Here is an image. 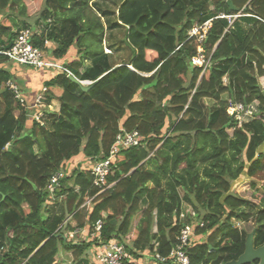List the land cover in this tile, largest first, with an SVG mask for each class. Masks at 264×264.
<instances>
[{
  "label": "trees",
  "instance_id": "obj_1",
  "mask_svg": "<svg viewBox=\"0 0 264 264\" xmlns=\"http://www.w3.org/2000/svg\"><path fill=\"white\" fill-rule=\"evenodd\" d=\"M102 3L0 0V51L23 29L35 31L39 17L46 26L35 46L54 42L53 56L63 59L76 44L67 68L91 82L86 92L66 73L50 80L64 89L60 113L47 111L40 125L7 88L14 74L0 55V264H89L87 252L112 240L139 258H167L192 222L182 218L184 205L204 224L197 235L208 237L191 249L192 264L237 260L256 228L255 247L263 245L264 0H122L116 11ZM210 21L203 41V31L191 37ZM63 22L74 26L69 42ZM116 30L131 49L117 67L109 58L120 48ZM199 54L208 66L193 64ZM230 102L245 105L247 122L230 114ZM121 126L143 143L119 152L107 178L113 186L100 193L83 167L110 156ZM61 170L70 176L53 204L50 181ZM99 221L100 240L69 241L79 229L94 234Z\"/></svg>",
  "mask_w": 264,
  "mask_h": 264
},
{
  "label": "built area",
  "instance_id": "obj_2",
  "mask_svg": "<svg viewBox=\"0 0 264 264\" xmlns=\"http://www.w3.org/2000/svg\"><path fill=\"white\" fill-rule=\"evenodd\" d=\"M238 17V16H235ZM232 21V16L227 17ZM211 28V21L206 23L203 27H197L191 32V37H196L200 34L201 31L204 32V35L200 36L201 41L204 40L207 30ZM38 36L36 31L31 29H23L16 37L12 46L9 49H4L0 51V55L5 56L10 62L25 65L31 67L35 70L43 69H53L66 73L68 76L73 75V73L67 68L57 64L54 61L48 60L46 58L45 52L35 46V37ZM47 44V42H46ZM192 62L195 66H208L209 62H206V59L203 55L192 59ZM131 69L132 67L129 66ZM90 84L91 82H86ZM7 88H9L15 95V98L21 103L25 108L29 119L33 122H36L40 125H45L48 120L47 109L48 111H53L45 102L47 99V94L49 92L48 87H43L40 92L37 94L34 104L32 105L28 102L27 97L22 93L19 85L10 80L7 82ZM229 112L235 118L242 116L246 113V107L240 103L230 102ZM237 120H239L237 118ZM143 143V138L138 132L128 133L122 126L119 135L116 138L115 144L113 145L110 156L106 159H102L97 162L88 161L85 164V167L91 171L92 176H94V185L100 188V193L110 189L113 185L107 183V178L111 173L112 165L115 163L116 156L121 150H128L134 147H140ZM72 171V170H71ZM69 174H66L64 170H61L55 173L50 181V192L52 198L55 197L54 192L57 188L61 186L62 180L65 179ZM70 176V175H69ZM187 206V207H186ZM182 218H190L192 222L183 226L180 230V233L177 236L176 243L174 244L170 255L167 258L162 257L159 254H154L155 261L148 262V264H192L191 262V249L196 246L198 243H194L193 237L197 236V228H202L204 226L203 222H198V214L192 208V206L185 205ZM103 223L99 221L96 225L95 233L90 235L89 239L92 241L93 238H98L100 240V232L102 229ZM85 229H79L69 234V241L72 243L88 242L85 233ZM94 252L92 254L93 258H90L92 262L96 264H142L131 261V255L126 250L125 246L118 240H112L108 243L96 244L93 247ZM145 264V263H143Z\"/></svg>",
  "mask_w": 264,
  "mask_h": 264
},
{
  "label": "crops",
  "instance_id": "obj_3",
  "mask_svg": "<svg viewBox=\"0 0 264 264\" xmlns=\"http://www.w3.org/2000/svg\"><path fill=\"white\" fill-rule=\"evenodd\" d=\"M31 21L35 25V31L36 33H38V36H39V34H41V31L45 28L46 25L39 21V17L31 19ZM59 27L62 30L63 36L65 34L66 42H69L70 41L69 39L71 38L69 37V35L72 36L75 34L74 26L72 24L63 22L59 25ZM109 43H111L110 40H109ZM56 48H57V44L54 42L48 41L47 44L46 43L44 44L42 50L45 52L46 58L48 60L54 61L57 64L67 68L69 64H71L73 61L78 59V49H77L76 44L73 43V45L69 49L68 54L63 59H56L53 56V52ZM112 51L114 53L115 49L113 48ZM109 52L111 51L109 50ZM111 57H114V55H112ZM115 58L116 57H114L113 61L111 60V62H113L115 67H117L119 62H117ZM4 67L6 68L8 67L12 71V73L14 74L13 80L19 85L22 93L27 97L28 102H30L32 105L34 104L36 96L40 92V90L45 86L48 87L49 92L47 94V99H46L47 103L51 105V108L53 109L54 113H60L61 104L59 102V98L64 92V89H61L58 83L57 85L50 86V87L47 86V84L50 80H52L55 77H57L56 79H58L60 77L59 75H61V73H64V72L53 70V69L35 70L25 65H18L15 63L12 64V62L5 64ZM81 159L82 158L79 157L76 160V162H80ZM73 166L74 165H72V169H74ZM62 198L63 197H59L58 204H55L54 211L56 213H61L62 207H60V203L63 202ZM53 201H55V199H52L51 202ZM56 207L58 208L56 209ZM85 230H86L85 231L86 235H88L87 240L88 242H91V240L89 239V230L88 229H85ZM94 248H96V246L92 247L91 250L87 252L86 254V261H89V264H96L95 261L92 262V260H94V258L92 257V254L95 251ZM90 258H93V259L90 260Z\"/></svg>",
  "mask_w": 264,
  "mask_h": 264
},
{
  "label": "rangeland",
  "instance_id": "obj_4",
  "mask_svg": "<svg viewBox=\"0 0 264 264\" xmlns=\"http://www.w3.org/2000/svg\"><path fill=\"white\" fill-rule=\"evenodd\" d=\"M93 1V0H92ZM103 1V5L104 6H107V7H109V9L111 10V11H116V8L120 5V3H121V1L122 0H102ZM32 22V21H31ZM21 24V23H20ZM31 28L32 29H34L35 30V25L32 23V26H31ZM115 33H116V38L114 39V42L116 43V45H118L120 48L115 52L114 51V53H112V55H114V57H116L115 59H116V61L117 62H119V63H121V62H125V61H127L128 59H129V57H130V55H131V49H130V47L126 44V43H124V42H121V39L123 38V31H120V30H116L115 31ZM105 40H106V38L104 39V41H103V47H104V52H106L107 54H109V55H111V52H109V39H107L106 40V42H105ZM121 42V43H120ZM95 48H97V44H95ZM109 49V50H108ZM114 57H109L110 58V61L112 60L113 61V58ZM86 86H87V84H85ZM61 89H63L62 87H60ZM239 120H238V123H245V122H247V120H246V116H245V113L242 115V116H240V114L238 115V117H237ZM237 118H236V120H237ZM254 182H256L255 180H254ZM258 183V182H257ZM261 181L259 182V185H261ZM64 198H62V200H63ZM61 200V199H60ZM55 202H57V201H55ZM53 204H54V202H53ZM52 204V205H53ZM185 206V205H184ZM51 207V206H50ZM187 207V206H186ZM55 208V207H54ZM58 207H56V209H57ZM192 208H194L193 206H192ZM245 211L246 212H249V211H251L250 209H245ZM196 213H197V211H196ZM235 225L238 227V228H242V229H247V230H250V228H252L253 227V224L251 223V224H244V223H241V222H235ZM207 236L206 237H204V238H201V237H197V236H194L193 237V241H194V243H202V242H206L207 241ZM134 252V251H133ZM130 253V255H131V258H132V260L131 261H135L136 263H145V264H148V262H153V261H155V257H154V254H151V253H149L148 251H143V252H140L139 254L141 255V258H139V257H136L135 255H133V253H131V252H129ZM134 254H136V253H134Z\"/></svg>",
  "mask_w": 264,
  "mask_h": 264
},
{
  "label": "water",
  "instance_id": "obj_5",
  "mask_svg": "<svg viewBox=\"0 0 264 264\" xmlns=\"http://www.w3.org/2000/svg\"><path fill=\"white\" fill-rule=\"evenodd\" d=\"M11 46L12 44L7 46V49H9ZM69 79L72 82L80 85L84 91L87 92L89 90L88 88H86L85 85L86 83L80 81L74 75H70ZM256 231L257 228L254 229L253 232L248 234L246 238V248L244 253L237 260L229 261L226 264H255V263L264 264V244L259 247H255L254 239H255Z\"/></svg>",
  "mask_w": 264,
  "mask_h": 264
},
{
  "label": "clouds",
  "instance_id": "obj_6",
  "mask_svg": "<svg viewBox=\"0 0 264 264\" xmlns=\"http://www.w3.org/2000/svg\"><path fill=\"white\" fill-rule=\"evenodd\" d=\"M86 82H88V81H86ZM86 82H85V83H86ZM86 84H87V83H86ZM90 84H91V83H90ZM90 84H89V85H90ZM87 86H88V85H87Z\"/></svg>",
  "mask_w": 264,
  "mask_h": 264
}]
</instances>
